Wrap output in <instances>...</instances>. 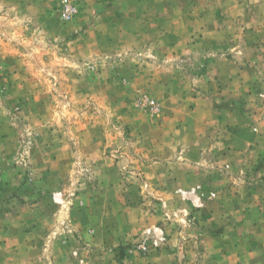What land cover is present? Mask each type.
I'll use <instances>...</instances> for the list:
<instances>
[{"label":"rangeland","instance_id":"1","mask_svg":"<svg viewBox=\"0 0 264 264\" xmlns=\"http://www.w3.org/2000/svg\"><path fill=\"white\" fill-rule=\"evenodd\" d=\"M0 264H264V0H0Z\"/></svg>","mask_w":264,"mask_h":264}]
</instances>
